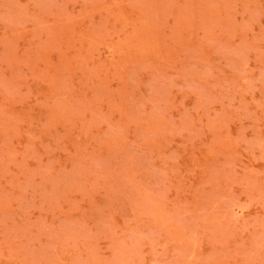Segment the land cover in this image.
Wrapping results in <instances>:
<instances>
[{
	"label": "rangeland",
	"instance_id": "rangeland-1",
	"mask_svg": "<svg viewBox=\"0 0 264 264\" xmlns=\"http://www.w3.org/2000/svg\"><path fill=\"white\" fill-rule=\"evenodd\" d=\"M0 264H264V0H0Z\"/></svg>",
	"mask_w": 264,
	"mask_h": 264
}]
</instances>
